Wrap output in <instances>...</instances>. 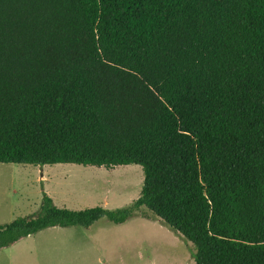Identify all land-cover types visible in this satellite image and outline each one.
<instances>
[{"label": "trees", "instance_id": "obj_1", "mask_svg": "<svg viewBox=\"0 0 264 264\" xmlns=\"http://www.w3.org/2000/svg\"><path fill=\"white\" fill-rule=\"evenodd\" d=\"M0 164L139 165L125 208L0 225L153 218L194 264H264V0H0Z\"/></svg>", "mask_w": 264, "mask_h": 264}, {"label": "rangeland", "instance_id": "obj_2", "mask_svg": "<svg viewBox=\"0 0 264 264\" xmlns=\"http://www.w3.org/2000/svg\"><path fill=\"white\" fill-rule=\"evenodd\" d=\"M139 165L112 169L0 164V225L38 212L46 194L73 211L125 208L140 196ZM121 225L52 227L0 250V264H194V247L146 212Z\"/></svg>", "mask_w": 264, "mask_h": 264}]
</instances>
